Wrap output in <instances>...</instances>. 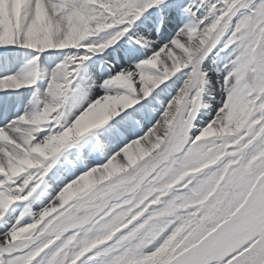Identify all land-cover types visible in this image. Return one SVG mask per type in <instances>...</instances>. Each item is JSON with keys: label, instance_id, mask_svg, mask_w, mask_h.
<instances>
[{"label": "snow or ice", "instance_id": "1", "mask_svg": "<svg viewBox=\"0 0 264 264\" xmlns=\"http://www.w3.org/2000/svg\"><path fill=\"white\" fill-rule=\"evenodd\" d=\"M0 264H264V0H0Z\"/></svg>", "mask_w": 264, "mask_h": 264}]
</instances>
